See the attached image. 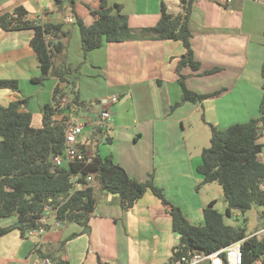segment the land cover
<instances>
[{
  "label": "crops",
  "instance_id": "0c3cea01",
  "mask_svg": "<svg viewBox=\"0 0 264 264\" xmlns=\"http://www.w3.org/2000/svg\"><path fill=\"white\" fill-rule=\"evenodd\" d=\"M163 3L170 13L182 11L181 0L109 1L111 6L122 7L134 31L156 26ZM19 5L40 23H64L71 30L67 50L55 63L57 66L82 63L80 73L73 77L77 78L80 100L91 106L88 112L79 111L81 118L91 121L104 108L113 114L111 128L90 141L94 129L88 124L85 131L89 128L90 136L84 131L80 141L87 149L94 141L105 143L107 148L96 149L101 156L112 155L116 163L140 182L153 175L155 185L163 189L171 205L187 207L190 215L203 217L204 207L214 200L198 192L202 179L196 168L201 159L191 156L186 125L193 127L190 121L199 113L205 125L219 129L259 117L263 97L264 0L195 2L189 22L190 41L201 68L194 72L187 67L182 74L187 76L186 85L191 91L220 94L176 108L173 107L182 96L176 72L185 53L181 41L130 40L106 44L84 56L75 17L87 26L92 25L95 21L92 11L98 9L99 0H74L73 6L67 2L62 7L55 0H0V12H10ZM32 37L31 30L0 29V80H17L32 89L25 96L19 91L0 90V104L29 99L22 106V110L29 112L32 91L41 84L37 82L41 72L39 60L30 46ZM215 68L219 70L214 74H202ZM57 84V78L49 80L45 104L52 102ZM112 96L119 97L116 104H102ZM141 144L143 151L138 152ZM97 196L98 208L88 230L77 224L50 226L41 237H23L15 229L0 238V264L34 261L40 241L43 244L65 241L63 256L70 264H101L100 261L169 264L179 239L172 230L170 214L158 198L147 192L133 208L123 211L116 196L101 192ZM16 223L17 218L0 221L1 226Z\"/></svg>",
  "mask_w": 264,
  "mask_h": 264
},
{
  "label": "trees",
  "instance_id": "16d2710c",
  "mask_svg": "<svg viewBox=\"0 0 264 264\" xmlns=\"http://www.w3.org/2000/svg\"><path fill=\"white\" fill-rule=\"evenodd\" d=\"M110 0H99V7L92 11L95 21L87 26L79 17L75 23L79 28L83 55L102 48L106 44L122 43L130 40H174L181 41L185 53L180 58L176 72L182 88L181 100L173 108L186 102H202L220 94H199L186 85L187 76L182 74L189 67L198 72L201 63L196 60L191 46L190 16L197 0H181L182 11L170 13L162 4L161 18L156 26L132 30L128 18L120 5L111 6ZM58 6L64 3L74 5V0H55ZM74 12V10H73ZM74 16L76 13L74 12ZM0 29L7 32L31 30L32 50L38 57L43 83L53 76L58 79L51 103L42 107V127L32 125V114L22 110L29 99L0 104V221L17 218V226H1L0 238L17 229L23 237L35 229L45 228L42 219L45 207L51 205L56 210L62 226L77 224L89 229L91 218L98 208L97 193L114 195L120 208L129 211L147 193L151 192L165 206L172 220V230L178 236L169 264L196 254L211 255L236 242L242 244V264H264V234L247 235L246 227H233L225 224V216L231 217L234 211L246 214L253 207L262 208L258 219L264 223V162L260 155L264 144V62L261 69L263 97L260 115L246 123L212 130L211 146L204 149L201 162L196 168L202 179L201 185L218 183L227 203L225 214L211 202L203 211V224L194 225L183 215L180 208L167 200L163 189L157 187L153 175L146 182L132 178L127 171L115 162L112 155L101 156L96 152L89 157L85 144L79 145L82 159L57 167L54 159L63 154L65 148L67 120L53 121L55 108L61 99L68 95L71 103L68 109L90 111V106L80 100L77 78L81 64L56 65V58L67 50V40L71 30L64 23H40L31 18L27 9L16 6L12 11L0 12ZM52 38V39H51ZM219 68L202 74H214ZM0 90L20 91L17 80H0ZM90 141L96 139L101 128H93ZM72 175H79L82 185L72 194ZM91 177V181H88ZM96 184V186H95ZM98 187V189H97ZM263 229V228H262ZM66 242L42 244L35 253L40 258H49L53 264H70L64 259ZM101 264H109L103 263Z\"/></svg>",
  "mask_w": 264,
  "mask_h": 264
},
{
  "label": "built area",
  "instance_id": "2783aa9c",
  "mask_svg": "<svg viewBox=\"0 0 264 264\" xmlns=\"http://www.w3.org/2000/svg\"><path fill=\"white\" fill-rule=\"evenodd\" d=\"M72 21L71 19H68ZM119 101V97L112 96L106 98L102 101L103 105L107 104H116ZM71 103V98L68 95H65L59 105L55 108V114L52 116L53 121L57 120H67V130H66V139H65V148L62 155L54 159V164L57 167H62L65 164L72 163L76 160L82 159V155L79 154V145L83 143L80 141V138L83 136L85 127L89 124L93 128H101L103 130H108L114 125V118L111 111L107 108L101 110L98 115L91 121H85L81 118V115L75 107L68 109V105ZM88 181H91V177L87 178ZM79 175H72L71 181L74 184L72 194L75 193L79 188L82 187L78 183ZM43 225H46L50 228L61 227V223L57 219L56 210L52 208L51 205L45 207V212L40 220ZM47 230L45 228L35 229L29 232V235L41 237L45 234ZM260 234H264V223L263 229L260 231ZM42 241L37 244V247L42 245ZM210 262V264H242L243 255H242V244L241 242L233 243L232 245L216 252L211 255L196 254L191 258H182L180 261L173 262L170 264H201L203 262ZM22 264H53L52 260L49 258H40L36 257L34 261H26Z\"/></svg>",
  "mask_w": 264,
  "mask_h": 264
},
{
  "label": "rangeland",
  "instance_id": "374dc122",
  "mask_svg": "<svg viewBox=\"0 0 264 264\" xmlns=\"http://www.w3.org/2000/svg\"><path fill=\"white\" fill-rule=\"evenodd\" d=\"M171 8V5H170ZM171 10V9H169ZM68 28V27H67ZM71 28H75L71 26ZM69 29V28H68ZM78 30V28H76ZM74 47L72 50V53L74 54ZM41 76V72H40ZM55 77L51 76L48 79H46L43 83L40 85H36L37 90L32 91L31 97V112L33 113V125L35 128H41L42 127V115H41V108L45 105V100L47 97L49 98V90L47 93L48 82L51 79H54ZM20 85V91L18 93L24 94L31 92L30 85ZM41 91H43V94H41ZM30 94V93H28ZM98 106V104H97ZM33 110V111H32ZM193 127H189V124L186 125L187 130V139L189 141L190 145V153L193 158L201 159V155L204 149L210 148L211 146V136H212V130L210 126H207L204 124V121L202 119V113L197 114L191 121ZM231 126V125H230ZM89 128H86L85 135L90 136ZM225 129V128H224ZM260 143L264 144V137L261 138ZM100 147L101 149H105L108 146L101 142L97 144L95 141L93 144H90L87 149L88 156L91 157L95 154L96 149ZM143 151L142 144L138 147V152ZM144 153V152H143ZM261 161L264 162V150L260 155ZM96 186V184H95ZM201 191L200 195L202 197L210 198L214 201H216L215 208L222 214H225L227 209V203L224 198V193L222 187L218 183L208 184V185H201ZM180 208L183 215L186 217V219L194 224L199 225L203 224L204 218L203 217H196L193 215H190L188 212L187 207H177ZM206 207H204L205 209ZM262 212V208L260 207H253L249 212L246 214H242L241 212L234 211L231 217L225 216V224L233 226V227H246L247 228V235H262L260 234V231H262L263 225L262 223H259L258 217L260 213ZM176 244H178V241H176ZM201 264H208L207 262H203Z\"/></svg>",
  "mask_w": 264,
  "mask_h": 264
},
{
  "label": "water",
  "instance_id": "95a60500",
  "mask_svg": "<svg viewBox=\"0 0 264 264\" xmlns=\"http://www.w3.org/2000/svg\"><path fill=\"white\" fill-rule=\"evenodd\" d=\"M258 221L260 222L261 220H260V219H258ZM17 225H19V223H16L14 226H17Z\"/></svg>",
  "mask_w": 264,
  "mask_h": 264
}]
</instances>
